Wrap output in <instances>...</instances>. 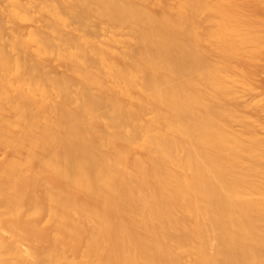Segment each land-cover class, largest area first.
Wrapping results in <instances>:
<instances>
[{
    "label": "bare ground",
    "instance_id": "6f19581e",
    "mask_svg": "<svg viewBox=\"0 0 264 264\" xmlns=\"http://www.w3.org/2000/svg\"><path fill=\"white\" fill-rule=\"evenodd\" d=\"M8 1L13 21L38 5L49 33L16 41L19 58L0 39V149L9 154L0 264H264V142L235 93L264 56L254 9L240 0ZM121 30L126 53L116 52ZM33 45L38 55L57 48L70 75L30 65ZM147 114L154 119L140 125ZM141 136L146 148L136 147ZM77 245L81 258H67Z\"/></svg>",
    "mask_w": 264,
    "mask_h": 264
},
{
    "label": "rangeland",
    "instance_id": "374dc122",
    "mask_svg": "<svg viewBox=\"0 0 264 264\" xmlns=\"http://www.w3.org/2000/svg\"><path fill=\"white\" fill-rule=\"evenodd\" d=\"M235 1L236 2H240L241 1V5H243L244 9H245L244 5L248 4L246 6L247 8L245 10L248 13H250V14L255 12V13H253V15L258 14L257 16L255 15V17H257L258 19H261V24H264V22H263V20H264V0H246V1L245 0H240V1L239 0H235ZM242 1H244V2H242ZM0 3H2V4H0V14H2V16H3V17L0 16V19L2 20L0 22V26L4 25L2 27L4 31H0L1 32L0 33L1 34L0 35V39L2 40V42L1 41L0 42L3 44V46L4 45L6 46L5 48H7V50H8L7 52L11 54L10 56L12 58H19L21 56V54L17 53V51L14 50L15 48H14V45H13L16 41L18 42L19 39H23L22 41L25 40L26 42L27 41L31 42V39H33L32 36L38 35V37L44 38V37H46V34L49 33V32H46L48 30V29L46 30V28H47V27H45L46 24L42 25V24H44L42 22L43 18H44V15L42 14V12H39V9L36 8V6L38 7V5H36V4H39V3H36L35 4L36 6H34L32 8H30L31 6L28 7V5H27L28 10H29V8L31 9V11L29 10L30 12L28 11L30 13V15H29V13H27L26 16L22 20L17 17L13 21V19L11 18V15H12V13L14 11L13 5L10 4L8 0L7 1L6 0L5 1L1 0ZM40 3H41V1H40ZM243 3H245V4H243ZM39 5H41V4H39ZM35 8L37 10H35ZM248 8H249L250 11H252L253 9H254V11H252V13H251L249 10H247ZM258 9H260V10H258ZM40 15L43 17L42 19H41ZM34 21L36 23H34ZM42 26H43V28H42ZM73 27L74 26H72V28L69 27L70 28L69 31H72ZM261 29H262V32H264V27L261 28ZM98 30H99V38L101 37L100 39L98 38L99 39L98 41L102 42L103 44L108 43V41H107L108 40V35H107L108 32L105 29V27L104 26H100L98 28ZM121 31L122 32H119L120 35L116 36V39L118 41L122 42V44H120L118 46L116 52H124V53H126V52L129 51V48L123 44V41H126V40L129 39L130 32H129V30H121ZM67 32H68V29H67ZM101 35H104V36H101ZM12 47H13V49H12ZM36 49L37 48H36L35 45H33V47H31V49H30L31 54L33 55V61L30 62V65H35V63H37V62L38 63L42 62L43 63V67H42L43 68V72L45 74L49 73L50 77H56V76H62V75H70V73L66 72V70L63 67V64L60 61V59H58L59 56L57 55L58 54L57 53L58 52L57 48H53L50 51L48 50L49 52H47L45 55H38L36 53ZM262 58H264V56ZM262 58L260 60H258L257 62H255L256 64L253 63L254 65L253 64H249L252 67L251 66H246V67H248L247 68L248 76H249V72H250V74L251 73L254 74V76L252 74H251L252 76L251 75L249 76V79L251 78L249 80V83H251L250 86L252 88L250 89V86H249V88H246V86L243 85L245 87L244 88L242 86V84H239V83L235 84L237 87L236 86H234V87H236L235 93L237 92L236 93V99L238 98L237 100H239L237 102L240 105V107L242 109H244V110H242V112L244 111L245 114H246V118H247L246 121L250 125L253 126V128L255 129V131H256V133L258 135V138L262 142H264V59H262ZM127 59H129V58H127ZM131 60H132V58L129 59V61H131ZM250 67H251V69H250ZM15 77H16L15 74H11L10 76H8L7 80L10 81V82H13L15 80ZM78 90H79V88H77V87L73 88V92H74L73 96L74 97H75V93H77ZM11 95L14 96V95H16V93L13 92ZM35 98L36 99H40V95L37 94L35 96ZM46 99H47V101L49 103H51L53 105H60V104L63 103V100L61 98L48 97ZM241 105H243V107ZM244 106H245V108H244ZM153 119H154V116L152 114H147V115L144 116V118L139 123L142 126H146ZM103 122H104V124H108V121L106 119H103ZM234 130H236L238 132H241V131H243V127L240 126L239 124H235L234 125ZM111 131L113 133H115L118 130L112 129ZM140 138H141L140 140L138 138H136V139H138V141L135 140L136 147L137 148H146L147 144H146L145 140L142 138V136ZM263 153H264V145H263L262 150H261L262 156L260 158L262 166H264ZM8 157H9L8 151L6 149H4V148H1L0 149V163L4 162L6 159H8ZM43 221H44V218H43ZM44 223L45 222L42 223L43 224L42 226L40 225L41 228L44 226ZM39 224H41V222ZM40 230L42 231V233L44 232L43 229H40ZM41 231H39V232L41 233ZM42 233H41L40 236L43 238V237H45V234L43 236ZM40 236L38 237L39 239H41ZM39 239H38V241H39ZM42 240L43 239H41L40 242ZM44 243H46V242L44 241ZM22 244H24V243H22ZM24 245H23V248L25 249ZM80 245H82V243H80ZM73 247H72V250H71V248H69V249L67 248V250L65 251L66 257L70 258V259H79V258H81V255H82L81 251H83V249H82L83 245H82V247L80 246V248L82 249L81 251L77 248L78 245L75 246V248L78 249L79 251H77L76 249L74 251ZM190 261L191 260L189 258H187L186 259V264H190Z\"/></svg>",
    "mask_w": 264,
    "mask_h": 264
}]
</instances>
